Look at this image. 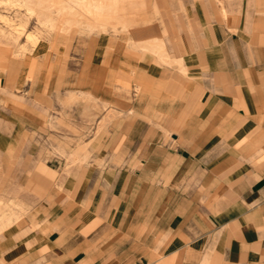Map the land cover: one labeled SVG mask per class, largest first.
I'll return each mask as SVG.
<instances>
[{"label": "crops", "instance_id": "0c3cea01", "mask_svg": "<svg viewBox=\"0 0 264 264\" xmlns=\"http://www.w3.org/2000/svg\"><path fill=\"white\" fill-rule=\"evenodd\" d=\"M112 9L165 52L100 34L1 77L0 157L39 193L0 264H264V0Z\"/></svg>", "mask_w": 264, "mask_h": 264}, {"label": "rangeland", "instance_id": "374dc122", "mask_svg": "<svg viewBox=\"0 0 264 264\" xmlns=\"http://www.w3.org/2000/svg\"><path fill=\"white\" fill-rule=\"evenodd\" d=\"M137 2L145 6L146 0H0V113L7 104L3 97L10 96L16 104L19 101L25 102L24 98L9 95L7 87L1 84V77L8 76L9 72L17 77L20 68L28 71L27 81H33L34 74L41 67L40 59L35 57L49 54L66 57L78 39L94 38L100 34L111 35L123 39V53L126 55L131 50L163 54L165 47L157 41H149L151 48L148 49L140 48V43H132L129 36L131 32L126 29L129 22L125 15L113 13L112 8L115 6ZM157 19L161 21V14L155 4L154 22ZM126 87L131 89L129 84ZM15 92L25 94V91L20 92L17 87ZM83 100L87 99L76 94L70 103ZM26 101L27 105L33 106L31 100ZM113 118V111H109L100 126L90 127V134H99L104 123ZM73 147L74 156L68 161L76 165L81 162L79 156L88 149V144L75 142ZM3 163L0 157V241L24 225L25 217L32 211L28 202L39 193L34 189V179L27 176L24 180L23 176L8 173L13 170L12 163L9 167Z\"/></svg>", "mask_w": 264, "mask_h": 264}]
</instances>
